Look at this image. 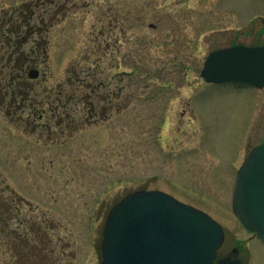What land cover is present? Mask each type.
Masks as SVG:
<instances>
[{"label":"rangeland","instance_id":"obj_1","mask_svg":"<svg viewBox=\"0 0 264 264\" xmlns=\"http://www.w3.org/2000/svg\"><path fill=\"white\" fill-rule=\"evenodd\" d=\"M23 6L44 20L24 45L28 91L48 124L56 90V127L33 132L21 102L8 115L0 83V239L47 244V264H100L109 211L156 190L216 220L222 252L264 264L232 210L236 174L264 143V89L201 77L214 51L264 46V0H0V29ZM4 246L0 264H18Z\"/></svg>","mask_w":264,"mask_h":264},{"label":"water","instance_id":"obj_2","mask_svg":"<svg viewBox=\"0 0 264 264\" xmlns=\"http://www.w3.org/2000/svg\"><path fill=\"white\" fill-rule=\"evenodd\" d=\"M29 77L36 79L39 72ZM201 77L209 84L264 89V46L214 51ZM233 212L248 233L264 242V144L250 151L237 174ZM224 240L222 226L205 212L161 191H136L107 215L100 264H215Z\"/></svg>","mask_w":264,"mask_h":264},{"label":"trees","instance_id":"obj_3","mask_svg":"<svg viewBox=\"0 0 264 264\" xmlns=\"http://www.w3.org/2000/svg\"><path fill=\"white\" fill-rule=\"evenodd\" d=\"M25 7L18 9L17 15L6 21L0 29V63L5 61L1 68L0 83L5 82L4 88H8L10 93H17L21 98L30 89L26 77L30 59L23 54L24 45L34 36L41 35V25L44 24V20L36 13L28 14L27 11H24ZM82 88L86 89L87 87L83 85ZM84 96L81 94L80 98L85 100ZM7 220L8 218L5 219V216L0 214V235H6L9 232ZM24 238L25 240L15 238L14 242L2 238L5 242L4 248L11 250L18 264H47L46 258L49 256L47 244H33L32 240ZM2 240L0 239V242ZM27 250H34L35 253H28Z\"/></svg>","mask_w":264,"mask_h":264},{"label":"flooded vegetation","instance_id":"obj_4","mask_svg":"<svg viewBox=\"0 0 264 264\" xmlns=\"http://www.w3.org/2000/svg\"><path fill=\"white\" fill-rule=\"evenodd\" d=\"M32 71L33 70H31L28 75H30V73ZM86 87H87L86 89L92 88V86H90L89 84H87ZM94 90L95 89H92L91 91L94 93ZM10 94H11L10 96L12 98V100L10 101L11 102V105H10V111L11 112L9 111L8 115H10L11 113L17 114L18 112L17 111L13 112L12 109H14L16 107V104L18 102H21L20 110L21 111L29 110V112H30L26 117H23V116L21 117V120L23 122H25V125L28 127H31L33 129V132L37 131L39 127H43L42 126L43 124L47 125L49 127V129H47L49 131L48 132L49 138L51 139L52 137H54L55 133H54V131H52V126L50 127V122L51 123L53 122V124L56 127V90H51V93H49L46 102L42 101V103L49 104L50 108L52 109L51 112L53 113V117L50 118V120H48V122H49L48 124L43 122L47 117L46 116L47 112H43L41 115L37 116L36 107H37V104L39 103V101L37 99H33V97H31L32 93H30V92L26 93V95L22 98L19 97L17 95V93H15V92H11ZM7 96H9V95H7ZM118 96H120V94ZM64 97L67 98L66 95H64ZM18 98L20 100H18ZM74 98H75V96H72L69 100L72 101ZM44 99H46V98H44ZM42 109L45 110L44 107ZM27 252L28 253H35L34 250H27ZM226 260H228L230 262L241 261L243 263V261L239 257V251L237 249H233L232 251H228V252L227 251L222 252V249H220L218 252V256H217L215 264H220Z\"/></svg>","mask_w":264,"mask_h":264}]
</instances>
